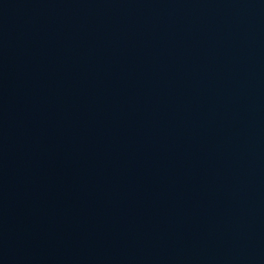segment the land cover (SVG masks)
Returning a JSON list of instances; mask_svg holds the SVG:
<instances>
[{
	"label": "water",
	"instance_id": "water-1",
	"mask_svg": "<svg viewBox=\"0 0 264 264\" xmlns=\"http://www.w3.org/2000/svg\"><path fill=\"white\" fill-rule=\"evenodd\" d=\"M0 264H264V0H0Z\"/></svg>",
	"mask_w": 264,
	"mask_h": 264
}]
</instances>
